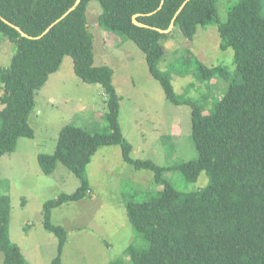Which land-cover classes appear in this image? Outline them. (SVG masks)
<instances>
[{"label": "trees", "instance_id": "obj_1", "mask_svg": "<svg viewBox=\"0 0 264 264\" xmlns=\"http://www.w3.org/2000/svg\"><path fill=\"white\" fill-rule=\"evenodd\" d=\"M102 7L99 25L121 33L122 41H132L145 55L149 71L175 106L192 108V138L198 157L178 166L165 168L150 160L132 158L133 146L124 137L120 124L121 98L114 86V71L96 66L93 36L87 22L91 2ZM0 0V15L31 38L6 24L0 17V39L15 44L10 67L0 66V159L16 151L22 138L34 139L29 119L36 95L50 77L61 71L70 56L74 72L84 83L99 85L105 97L107 131L91 133L85 128L66 125L58 136L54 154L38 157L44 175H52L58 164L80 180L72 194L62 193L43 205L44 228L58 239V252L51 264H63L62 254L68 233L52 223V212L70 202L86 198L90 183L86 176L93 156L103 147L120 146L123 160L136 170L152 171L163 190L147 200H126L129 221L148 242V248L131 246V264H264V15L263 0H240L221 22L216 0ZM148 26L143 28L133 23ZM175 29L192 40L198 28L216 24L220 48L233 49L236 72L226 67L208 68L193 56L187 66L197 80L210 89L214 80L228 84L215 110L204 115L190 98L177 95L172 85L174 73L158 65L165 60L162 40L175 19ZM221 79V80H220ZM194 87V83L192 84ZM180 171L189 182L205 172L209 184L195 192H181L165 178L167 171ZM11 200L0 186V254L2 264H26L21 248L10 235ZM109 264H125L115 260Z\"/></svg>", "mask_w": 264, "mask_h": 264}, {"label": "rangeland", "instance_id": "obj_2", "mask_svg": "<svg viewBox=\"0 0 264 264\" xmlns=\"http://www.w3.org/2000/svg\"><path fill=\"white\" fill-rule=\"evenodd\" d=\"M239 2L216 0L221 22L228 21L230 10ZM102 12L99 2L89 4L87 22L93 36L95 65H105L114 71L113 83L121 98L120 124L125 139L133 146L132 158L150 160L165 168L196 159L191 106H175L167 100L162 86L149 71L144 53L132 41L123 42L120 32L99 25ZM171 33L161 42L167 54L158 69L165 72L174 67L176 72H187L186 76L174 73V91L190 98L204 115H209L224 97L228 84L214 80L209 89L200 83L194 70L186 65L188 56L208 68L222 65L233 78L235 53L233 49L220 48L216 24L198 28L192 40L179 28ZM15 53V44L1 38L0 66L10 67ZM61 76L62 79L54 75L36 95L29 119L34 139H20L16 151L0 159L1 191L11 200L10 235L21 248L26 264H51L56 258L58 239L44 228L43 205L80 187V180L61 164L52 175H44L39 155L54 154L59 133L66 125L87 128L91 133L107 131L104 119L107 105L102 88L77 77L70 56L64 60ZM86 176L90 194L52 212V223L64 227L68 233L63 264H109L115 260L131 264L129 248L146 249L148 242L132 227L125 201H145L151 194L161 192L163 186L155 181L152 171L136 170L127 164L120 146L99 149ZM165 178L185 193L205 189L209 184L205 172L196 182L187 181L176 170L167 171ZM3 260L4 255L0 254V264Z\"/></svg>", "mask_w": 264, "mask_h": 264}, {"label": "water", "instance_id": "obj_3", "mask_svg": "<svg viewBox=\"0 0 264 264\" xmlns=\"http://www.w3.org/2000/svg\"><path fill=\"white\" fill-rule=\"evenodd\" d=\"M164 1L165 0H163L162 1V5H161V7H160V9L163 7V4H164ZM190 0H187L183 5H182V7L180 8V10L178 11V13L176 14V17L182 12V10L185 8V6L187 5V3L189 2ZM81 3V0H77V2H76V4H75V6L74 7H72L63 17H61L59 20H57L54 24H52L41 36H39V37H37L36 39H40V38H42L43 36H45L47 33H49V31L51 30V28H53L55 25H57L60 21H62L67 15H69L72 11H74L76 8H77V6L79 5ZM0 17H1V15H0ZM176 17H175V19L173 20V22H172V24H171V26H170V28L168 29V30H166V31H163V30H158L160 33H162V34H169V33H171L172 32V30L174 29V27H175V20H176ZM2 18V17H1ZM137 18H138V15H136V16H134L133 17V23L136 25V26H139V27H143V28H148V26H146V25H144V24H142V23H140V22H138V20H137ZM2 20L6 23V24H8V25H10V26H12L13 28H15V29H17L18 31H20V33L22 34V36L23 37H27V38H31V37H29L28 35H26L25 33H23L18 27H16L15 25H13V24H11L10 22H8L6 19H4V18H2Z\"/></svg>", "mask_w": 264, "mask_h": 264}, {"label": "crops", "instance_id": "obj_4", "mask_svg": "<svg viewBox=\"0 0 264 264\" xmlns=\"http://www.w3.org/2000/svg\"><path fill=\"white\" fill-rule=\"evenodd\" d=\"M61 73H62V69H61L60 72H58L57 74H54V75H58V76H60V79H62ZM54 75H52V76L50 77V79H51ZM49 81H50V80H49ZM85 129L87 130V128H85Z\"/></svg>", "mask_w": 264, "mask_h": 264}]
</instances>
